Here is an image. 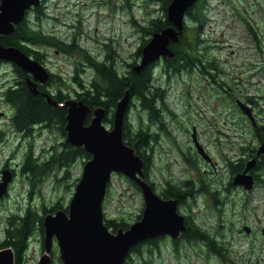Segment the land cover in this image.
Masks as SVG:
<instances>
[{
    "label": "rangeland",
    "instance_id": "obj_1",
    "mask_svg": "<svg viewBox=\"0 0 264 264\" xmlns=\"http://www.w3.org/2000/svg\"><path fill=\"white\" fill-rule=\"evenodd\" d=\"M92 1L95 0H44L41 3L45 17L41 20H33L31 24L42 29L44 33L59 37L64 41H69L71 39L69 36L72 35L79 42L81 48L99 60L103 58L104 54L101 43L107 37L112 36L114 39L112 48H114V54L117 55L116 63L119 70H125L124 63L132 61V54L138 47L140 38L145 37L137 25L145 23L146 10L150 9L152 12H156L157 4H151L145 9L143 0H128L131 7H127L123 11L121 4L126 3V0H112L115 4L114 18L107 21L104 18L107 11L102 7L95 6ZM206 8L208 10L200 28V37L207 39L214 46L211 53L218 58L226 70L228 79H241L244 82V94L251 96L262 94L263 98L255 101L258 102L259 109L264 110V0H207ZM241 18H244L250 26L257 28L260 36L258 50L253 42L245 43L248 31ZM132 20H135L136 23L134 24ZM40 48L48 55L45 66L63 80V82L52 83L54 87L51 90L53 92L61 90L63 94L75 99L79 88L72 82V78L70 79L73 73H71L73 62L78 61L80 77L85 85H89L95 76L93 68L84 61L82 54L78 51L68 55L59 54L55 48L48 46ZM246 62H251L253 65L244 67ZM12 65L10 61L0 60V128L7 130L11 129L12 110L11 106L4 102L1 93L13 78L11 75ZM152 75L155 79L154 82L163 84V87L167 89V104L174 114L165 117L169 133H158L154 165L149 174L157 187L156 192H158L165 178L170 177L174 182H182L191 179V174L197 172L196 168L188 165L180 154L182 151H187L191 145V130L189 129L192 122L197 124L198 130L201 129V138L199 137L201 141L205 139L217 146L218 142L222 141L227 144L225 148H230L232 142H237L235 135L240 129L251 134L252 127L246 122H241L238 127L233 120L235 116L238 119L243 118L239 109L227 102L225 104L218 102L215 95L214 97L210 95L209 101H205L207 98H203L200 91L191 94V102L186 99L185 94L176 98L179 94L177 93L178 88L174 86L171 78L169 88L166 86L167 82L161 77L162 72L159 64L152 67ZM248 77H250L249 81H247ZM242 94V92H236L233 97L240 99ZM131 103L133 105L131 104L132 106L127 109V117L132 127H135L140 121L143 122V119L141 120L139 117L140 107L136 99H131ZM218 107L224 109L221 116L216 111ZM252 112L256 114V121L264 122V112L254 110V107ZM221 119H224L226 123ZM104 125L108 129L111 127L105 122ZM35 127H40V130L28 137L33 142L34 156L48 157L53 152V146L56 147L64 140L63 135L54 127L48 128L43 125ZM5 135L0 141V172L3 164L8 163L14 169L15 175L8 185L7 195L0 201V240L6 217L11 213H21L28 205L38 210L41 209V205L51 207L58 202L61 209L65 210L86 161L85 158H82L73 163L67 178H62L63 170L60 169L57 173L59 179L50 175L35 182L34 187H31L27 176L20 172L21 156L28 145L27 141L16 147L17 138ZM200 167L201 169L209 168L205 163H200ZM225 178L226 175L221 174L218 185ZM30 192H32L31 195ZM257 198H264L260 191L257 193ZM203 204L202 198L198 196L196 204L190 212L194 214L193 217L197 224L206 227L211 221L206 218L208 216ZM255 206L256 216L251 219V222L258 227L264 225V203L263 201L255 202ZM142 207L140 191L133 187L125 176L120 173H112L103 201L104 218L122 217L129 223L140 214ZM178 210L181 214L186 213L185 208L179 207ZM236 239L237 237L233 239L234 242L228 245L232 257L245 254V247H241L239 240L236 241ZM257 242L264 247L263 238H258ZM194 244L196 243L194 242ZM142 246V252L139 255L136 254L138 258L136 255L130 256V261H132L130 264H220L216 263L214 258L208 259L204 256L201 244H198V247L184 245L176 250L171 243V238L167 235L158 243V246L153 247L151 253L147 252V244ZM158 248L160 249L158 250ZM157 250L158 253H156ZM43 253L39 236H33L25 252L26 264H36ZM48 255L50 264H61L54 239ZM258 257L264 264V250L258 252Z\"/></svg>",
    "mask_w": 264,
    "mask_h": 264
},
{
    "label": "trees",
    "instance_id": "obj_2",
    "mask_svg": "<svg viewBox=\"0 0 264 264\" xmlns=\"http://www.w3.org/2000/svg\"><path fill=\"white\" fill-rule=\"evenodd\" d=\"M43 1L44 0L41 2L43 3ZM170 1L171 0H143L142 3H144L145 9L151 4H157V10L155 13L150 9L146 10L145 23L137 25L139 31L142 32L145 37L148 36V38H140V43L132 54V61L124 63L126 67L125 70H119L116 63L117 55L114 54L113 50L114 48L109 47L107 44L103 45L105 59L99 60V58L97 59L89 52H86L85 49L78 47L76 43L70 41L66 44L67 46H63L56 37L50 36L49 34L44 33L42 29L32 26L31 23L33 20L37 21L45 17V14L43 13V4L41 2L38 6L27 11L24 19L14 25V30L11 33L0 35V45L3 47L16 48L43 66V59H45L46 53L41 50V46L49 45L57 46L59 48L63 47L60 51L68 55H71L76 51L82 54L84 61L93 68L95 76L90 81L89 85H85L76 71L72 73L70 79L72 78V82H74L79 88V92H77L76 99L74 100L82 101L90 108V110L97 107L103 108L105 110L103 123L105 122L111 126L109 129L107 128L108 130L113 128V114L116 103L123 96L124 92L128 90L130 95L128 108L133 105L131 99H136L138 106L140 107V111L138 112L139 117L141 120L143 119V122L140 121L137 126L132 127L127 117V110L123 121V140L134 149L135 153L143 161L144 179L151 185L155 192L157 191V187L149 175L154 165L155 151L157 149L155 145L159 139L158 133H169L165 117L174 114L167 104L165 88L161 83L154 82L155 79L153 78L150 65L143 68L139 73H135L132 70V67L139 63L141 49L148 42L150 35L153 32L171 26V22L167 19L166 15V8ZM124 4L127 6L129 5L128 8L131 7L128 0H126V3ZM206 6L207 0H197L187 10L184 17L182 34L179 36L177 42H170L169 44V48L173 51V56L163 59L164 63L161 67V72L163 74L170 75L172 69L176 66L177 68L181 66L186 67L189 60H192L193 62L196 60L199 61L200 54L202 53L201 44H199L201 42L200 28L205 21L206 11L208 10ZM132 21L134 24L136 23L135 20ZM181 62L186 64L181 65ZM12 68H14L19 74L16 87H7L1 93V96L4 102L11 106V123L17 131L22 133V136L20 135L21 140L24 138L22 144L25 141H27L28 144L25 147V152H23L21 156L20 172L27 176L31 187H34L35 182L40 179H45L50 175L59 179L57 173L60 169L63 170L62 178H67L70 173L71 165L82 158L88 160L90 155L86 153L82 147H76L66 143L65 139L67 131L65 129V116L67 110L61 106L51 105L47 101V98L42 94H47L52 101L57 103L69 99L70 96L63 94L61 90H56L55 94L52 95L50 90L48 91L45 89L46 84H41L39 82H36L38 93L33 94L27 83L28 78L34 82L33 77L15 64L12 65ZM53 79L54 82H63L62 78L59 76L56 78L53 77ZM50 81L51 78L49 77L47 85L50 84ZM255 98L259 101V99L263 97L262 94H258ZM256 105L259 111L264 112V110L259 109L258 102ZM37 124H44V126L48 128H56L64 138V140L56 147L53 146V152L45 158L39 155L34 156L33 142L28 138L35 133L31 132V127L36 126ZM253 133L259 141H264V122L253 129ZM2 138H4V134L0 133V141ZM183 154L185 153L181 152L182 157L189 161V156L185 154L184 157ZM79 179L80 177L77 180ZM189 180L174 182L170 177L165 178L164 183L159 187V190L156 193L162 199L176 200L177 210L178 207L186 209V213H182L186 231H188L183 237L186 241L193 246L209 239L211 249L213 251H218L223 257H226L222 247H219L220 245L217 246L218 243L215 238L210 234L204 233L203 227L196 223L193 217L194 214L190 212L196 204L197 197L203 195H208L211 198L212 209H219L220 207L217 204V201L221 198L220 191H218L217 188H211L210 182L206 181L204 178L202 179V187L198 189L195 188L193 182ZM128 181L133 187L140 191L138 185L133 180L128 179ZM228 187L226 188L227 191ZM31 193L32 192H30V195ZM61 208L62 207L58 202L51 207L41 205V209L38 210L31 208L28 205L21 213H11L6 217L3 223L0 248H12L14 253V264H26L25 252L28 248L30 239L35 235L39 236V243L41 249L44 251L43 218L46 214H53L56 210ZM67 209L68 208H65L66 212ZM142 212L143 207L140 210V214L129 223L120 217L115 219L104 218V224L111 232H116L119 228L125 230L133 222L141 218ZM194 242L196 244H194ZM145 244H147V252L150 251L151 253L153 247L156 245L158 246V240H155L154 238L147 240L144 244L143 242L137 244L130 249L129 256L136 254L139 255L142 252V245ZM159 249L160 248H158V250ZM158 250L156 253L159 252ZM126 258H129V262H132L130 261V257L126 256ZM129 262L127 261V263ZM50 263L51 262L48 264Z\"/></svg>",
    "mask_w": 264,
    "mask_h": 264
},
{
    "label": "water",
    "instance_id": "obj_3",
    "mask_svg": "<svg viewBox=\"0 0 264 264\" xmlns=\"http://www.w3.org/2000/svg\"><path fill=\"white\" fill-rule=\"evenodd\" d=\"M197 0H171L166 8L167 19L171 26L153 32L141 49L139 63L132 67L135 73L160 58L173 56L170 42H177L184 27L187 10ZM40 4V0H0V35L11 33L14 25L24 19L27 11ZM0 60L10 61L33 77L28 78V87L37 94L36 82L45 84L49 78L46 68L28 55L13 47L0 45ZM51 105L66 108V143L82 147L90 158L82 167L80 179L75 185L67 212L58 209L43 218L44 253L36 264H48L53 238L58 247L62 264H123L130 249L146 240L162 236L176 238L186 227L184 217L177 210L174 199H162L144 179L143 161L134 149L123 140L124 115L130 103L126 90L117 101L114 109L113 128L108 130L104 123L105 110L97 107L93 110L82 101L67 99L61 103L51 100L43 93ZM241 110L254 125L249 107L238 101ZM88 120V121H87ZM199 150L200 147L197 145ZM210 161V158L200 152ZM264 153V143L258 148V154ZM253 163H249L248 167ZM112 173L133 180L139 187L143 212L141 218L127 229L119 228L111 232L104 224L103 201ZM12 180V172L2 169L0 172V200L7 194ZM234 184H243L250 188V177L237 173ZM264 232V231H263ZM0 264H14L11 247L0 248Z\"/></svg>",
    "mask_w": 264,
    "mask_h": 264
},
{
    "label": "flooded vegetation",
    "instance_id": "obj_4",
    "mask_svg": "<svg viewBox=\"0 0 264 264\" xmlns=\"http://www.w3.org/2000/svg\"><path fill=\"white\" fill-rule=\"evenodd\" d=\"M92 3H94V5L97 7L104 8L107 11L104 16L105 20L108 21L114 18L115 4L112 2V0H95L92 1ZM128 6L123 3L121 4V9L124 11V9H126ZM241 19L244 21L246 30L248 31V36L245 38V43L249 44L250 42H253L255 48L258 50L260 48V36L259 32H257V28L250 26L244 18ZM69 37L71 38L69 41H64L59 37L56 38L63 44V46H67L66 44L71 41L76 43L77 46L80 47L79 42L75 38H73L72 35H70ZM200 40L201 42L199 44H201L202 53L200 54L199 61L196 60L195 62H193L192 60H189L186 67L181 66L177 68L176 66L172 69L170 75L162 73L161 77L166 80V86L169 88L171 78L174 86L178 88L177 93L180 94H178L176 98L182 97V94H185V96L187 97L186 99H189L190 102L192 100L191 94L195 91H200V95L203 98H207L205 101H209L210 95L212 97H214L215 95V97L218 99V102H221L223 104L227 102L239 109L243 118L240 117L238 119L235 116L233 120L234 122H236L238 127H240L241 122H246L251 125L252 130L251 134H247L245 130L242 131V129H240L235 135V140H237V142H232V144H230V148H225L227 144L222 141L218 142V146L215 143L212 144L210 141H206L205 139L201 141V139H199L201 129L198 130L197 124L194 122H192L190 126L189 130H191V145L189 146V149L187 151L182 152H186L185 154L189 156V159L187 158L189 161H187L185 158L184 160L188 163V165H192L194 168H196L197 172H193V174H191L192 178L189 181H192L193 186L198 189L202 187V179L204 178L206 181L210 182V187L217 188V190L220 191L221 195V198H219L217 201V204L220 207L219 209L211 208L212 200L208 195L201 196L204 203L203 205H205L206 215L208 216L206 218L211 221L208 223V226H201L203 227L204 233L210 234L213 238H215L216 242L218 243L217 246L220 245L219 247H222L223 251L226 254V257H223L222 254H220L218 251H213L211 249V243L209 239H206L198 244H201V248L204 249V256H206L208 259L214 258L216 263L219 262L220 264H242L243 262H246L245 264H262L258 257V252L264 250V247L257 242V239H264V225L256 227L251 222V219L256 216L255 202L263 201L264 203V198H257V193L259 191L264 196V153L258 154V148L262 143H264V141H259L256 138V135L253 133V129H255L258 125H261L262 123L255 120L256 114L252 112L253 107L254 110H258L256 105L257 102L255 101L256 95L251 96L244 94L245 86L244 82L241 79H228L226 70L222 67L221 63L218 61V58H216V56L211 53L214 46L207 39L200 38ZM113 43L114 39L112 38V36L107 37L106 39H104V42L101 43L102 52L104 53L102 59H105V50L103 45L107 44L112 48ZM46 46L55 48V51L59 54L63 53L62 51H60L63 47L59 48L57 46ZM47 56L48 55L46 54L45 59H43L44 66ZM163 63V59H158V61L150 64V67L152 69L153 66L159 64L161 70ZM182 64L183 63L181 62V65ZM185 64L186 63H184L183 65ZM73 65L74 66L71 69V73L76 71L80 75V65L78 61L73 62ZM252 65L253 64L251 62H246L243 66L245 67ZM46 69L49 72L51 81L49 85H47V82L45 83V89H47L48 91L50 90L52 95H54L55 92L53 93V90H51V88L54 87V85L52 84L54 83L53 77L56 78L58 75L51 72L48 67H46ZM11 75L13 78L8 82V86H6V88L12 86L16 87V82L19 79V74L13 68ZM250 77L247 78V81L250 80ZM165 90L167 91L166 88ZM236 92L243 93L240 99H238L239 97H233V94H235ZM238 101H241L243 104L249 107L254 118V125L252 124V121L248 118V116L241 110L238 105ZM223 110L218 107L216 111L221 116ZM221 120L226 123L224 119ZM10 125V130L0 128V133L4 135L7 134L9 136H14L17 139L21 140L20 135L22 136V133L17 131L12 125L11 116ZM37 125L44 126V124ZM199 125L202 126V124ZM39 128L32 126L30 130L31 132H37L40 130ZM22 140L18 143L17 147L21 145V143L23 142ZM197 145H199L201 150L197 148ZM200 152H204L210 158V161L207 160V158ZM185 154H183L184 157ZM251 162L253 164L248 167V164ZM200 163H205L209 168L201 169ZM2 169H9L12 172L13 176L15 175L14 169L11 168L8 163L3 164ZM237 173H244L245 175L250 177V180L252 181V185L250 188H246L243 184L233 183V177ZM221 174H225L226 178L223 182L220 183V185H218L219 180L221 179ZM227 187L228 191L226 190ZM186 232L188 231H186L185 229L183 232H180L176 238H171V243L176 250L177 248H182L184 245L191 246V244L186 241L185 238H183ZM236 237V241L239 240L240 242L239 245L241 247H245V254H239L235 257H232L229 249L230 247L228 245L234 242L233 239ZM164 238L165 236L157 237L155 238V240H158L159 243ZM146 241H144L143 244ZM198 244L193 246L198 247ZM129 254L127 255L128 257L132 256H129ZM238 260L241 262H239ZM125 261V263L123 264H126L127 261L129 262V258H125ZM127 264H130V262Z\"/></svg>",
    "mask_w": 264,
    "mask_h": 264
}]
</instances>
